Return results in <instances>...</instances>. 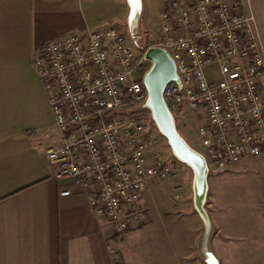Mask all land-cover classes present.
<instances>
[{
	"label": "built area",
	"instance_id": "obj_1",
	"mask_svg": "<svg viewBox=\"0 0 264 264\" xmlns=\"http://www.w3.org/2000/svg\"><path fill=\"white\" fill-rule=\"evenodd\" d=\"M249 3L165 0L164 38L154 45L177 65L179 80L164 88L172 115L190 107L203 117L196 127L200 152L223 174L264 148V46ZM145 52L110 26L49 39L32 63L61 134L46 149L59 195L68 197L73 185L87 190L93 212L120 237L146 212L148 180L175 175L168 161L151 155L157 141L146 103ZM214 64L219 79L204 72Z\"/></svg>",
	"mask_w": 264,
	"mask_h": 264
},
{
	"label": "crops",
	"instance_id": "obj_2",
	"mask_svg": "<svg viewBox=\"0 0 264 264\" xmlns=\"http://www.w3.org/2000/svg\"><path fill=\"white\" fill-rule=\"evenodd\" d=\"M142 1L140 25L149 31L165 0ZM249 1L264 46V0ZM128 17L127 0H0V264H156L145 236L153 223L143 220L149 210L120 237L93 212L87 190L73 185L68 197L59 195L46 149L61 134L32 66L45 41L123 24L129 31ZM186 110L178 112L176 125L187 140ZM220 174L209 214L201 216L200 251L174 248L167 264H210L211 257L218 264H264V148ZM154 184L159 181L150 178L142 194L146 209Z\"/></svg>",
	"mask_w": 264,
	"mask_h": 264
},
{
	"label": "rangeland",
	"instance_id": "obj_3",
	"mask_svg": "<svg viewBox=\"0 0 264 264\" xmlns=\"http://www.w3.org/2000/svg\"><path fill=\"white\" fill-rule=\"evenodd\" d=\"M141 19L138 22L136 32L139 42H134L129 34L130 32L124 24L120 25L122 27H120V30L124 33L125 39H127L129 44L133 45L134 48L139 45L138 51L144 53L148 47H154V45L162 41L164 37L162 34V24L159 20L156 19L153 20V22L151 21V26L148 31L141 27ZM218 70V65L214 64L207 66L204 72L209 79H219L220 74ZM187 108V110H185L187 115L190 116L191 121L189 122L190 136L186 141L197 151V149H201V140L198 136L199 134L196 127L203 117L194 114L190 107ZM143 115H146V113L144 112ZM179 117H176L177 123L180 120ZM153 135L156 137L157 142L152 147L153 150H151V155H159L163 161H168L169 164L172 165V168H174L175 175L172 179L156 178L159 184H154L151 190H147L148 193H146L145 197H148L149 207L147 206L148 209H146V212L149 210V213L143 220L146 221L145 224H147V222L149 224L153 222L149 226L151 228L148 230V234L145 236L151 241V249L155 251L154 260L156 264H167V252L172 251L174 248L179 249L180 252L186 250L190 253L199 250L198 243L201 240V232H199L202 221L201 216L204 211L209 214L212 188L216 183L218 175L222 174L215 171L212 167L209 168L206 197L201 205L202 208H200V206H197L195 193L193 192L194 172L192 168L188 167L186 164L184 165L183 162L172 153L169 143L158 129L154 128ZM150 212L151 218H149ZM176 224L185 226L187 234H181L180 227L178 225L177 227ZM174 231H176V233H174ZM172 235L174 237L169 239ZM173 245L175 247H173ZM182 261H185V259L183 258Z\"/></svg>",
	"mask_w": 264,
	"mask_h": 264
},
{
	"label": "water",
	"instance_id": "obj_4",
	"mask_svg": "<svg viewBox=\"0 0 264 264\" xmlns=\"http://www.w3.org/2000/svg\"><path fill=\"white\" fill-rule=\"evenodd\" d=\"M129 5V17L127 23L132 38L137 32L138 22L142 15V0H127ZM135 39V38H134ZM147 60L150 62V69L144 74V87L148 91L147 105L150 108L151 116L155 121V128L160 131L166 141L169 143L172 153L191 167L194 172L195 200L197 206H201L206 197L208 188L207 175L209 166L206 157L196 149L182 136L176 126L175 116L172 115L170 107L165 101L164 88L169 82L178 81L177 65L172 59V55L165 49L158 46H150L145 50ZM201 202V203H200ZM211 257L209 251L205 253ZM210 264H218L213 257L209 258Z\"/></svg>",
	"mask_w": 264,
	"mask_h": 264
},
{
	"label": "bare ground",
	"instance_id": "obj_5",
	"mask_svg": "<svg viewBox=\"0 0 264 264\" xmlns=\"http://www.w3.org/2000/svg\"><path fill=\"white\" fill-rule=\"evenodd\" d=\"M201 203V202H200ZM200 208H202V206H200Z\"/></svg>",
	"mask_w": 264,
	"mask_h": 264
}]
</instances>
